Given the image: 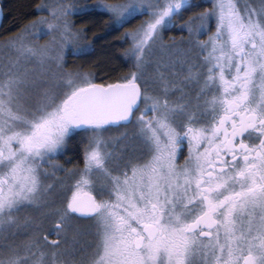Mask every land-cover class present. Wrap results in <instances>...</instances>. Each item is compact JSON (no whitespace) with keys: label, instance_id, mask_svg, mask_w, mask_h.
<instances>
[{"label":"snow or ice","instance_id":"snow-or-ice-1","mask_svg":"<svg viewBox=\"0 0 264 264\" xmlns=\"http://www.w3.org/2000/svg\"><path fill=\"white\" fill-rule=\"evenodd\" d=\"M26 7L0 35V264H264V0Z\"/></svg>","mask_w":264,"mask_h":264},{"label":"trees","instance_id":"trees-1","mask_svg":"<svg viewBox=\"0 0 264 264\" xmlns=\"http://www.w3.org/2000/svg\"><path fill=\"white\" fill-rule=\"evenodd\" d=\"M39 0H1L2 8H3V19L0 26V35H5L11 32H14L17 28V18L23 16L29 9L26 7L29 3H36ZM73 19H76L74 17ZM97 33L103 34L101 29L97 27L95 29ZM173 32H169L168 35L171 36ZM118 35V33L116 34ZM89 38H92V34L89 33ZM108 40L114 41V37H108ZM105 45V41H99L97 45V54L99 58H103L102 52L103 47ZM70 63L79 64L83 63L82 60L74 59L69 57ZM117 65L120 63L119 61H115Z\"/></svg>","mask_w":264,"mask_h":264},{"label":"rangeland","instance_id":"rangeland-1","mask_svg":"<svg viewBox=\"0 0 264 264\" xmlns=\"http://www.w3.org/2000/svg\"><path fill=\"white\" fill-rule=\"evenodd\" d=\"M171 36H176L177 38H179V33L178 32H173ZM71 58H73V57H71Z\"/></svg>","mask_w":264,"mask_h":264},{"label":"water","instance_id":"water-1","mask_svg":"<svg viewBox=\"0 0 264 264\" xmlns=\"http://www.w3.org/2000/svg\"><path fill=\"white\" fill-rule=\"evenodd\" d=\"M0 7H2L1 3H0ZM2 19H3V13L0 14V26H1Z\"/></svg>","mask_w":264,"mask_h":264},{"label":"flooded vegetation","instance_id":"flooded-vegetation-1","mask_svg":"<svg viewBox=\"0 0 264 264\" xmlns=\"http://www.w3.org/2000/svg\"><path fill=\"white\" fill-rule=\"evenodd\" d=\"M0 3H1V0H0ZM2 5V4H1Z\"/></svg>","mask_w":264,"mask_h":264}]
</instances>
